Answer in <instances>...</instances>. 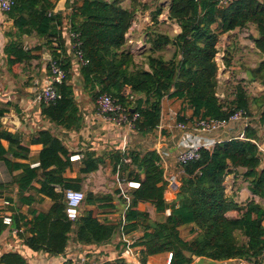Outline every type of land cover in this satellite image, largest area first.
Masks as SVG:
<instances>
[{"label":"trees","instance_id":"trees-1","mask_svg":"<svg viewBox=\"0 0 264 264\" xmlns=\"http://www.w3.org/2000/svg\"><path fill=\"white\" fill-rule=\"evenodd\" d=\"M56 1L17 0L7 12L14 21V29L6 32L9 39L5 53L13 71H17L23 62L39 57L37 52L44 47L50 49L53 58L69 70L71 60L67 56L64 39L67 22L71 29L80 33L81 48L89 60L80 68L82 83L93 99L97 101L101 94L108 93L128 105L131 94L140 95L135 104V111L140 115L136 121L137 132L149 134L159 128L162 102L166 96L181 99L192 108L190 118L179 115L178 120L190 121L198 117L223 119L237 108H244L251 116L258 111L259 121L264 125V93L251 96L245 85L239 82L235 86L234 99L223 101L218 96L219 65L216 60L220 34L251 23L259 32L253 38L255 46L264 55V0H232L227 5H220V0H171L169 18L180 25L181 31L175 36L153 31L148 41L152 52L173 45L175 53L170 59L149 54V69L136 63L134 54L125 48L126 33L136 7L125 8L121 0H68L66 12H54ZM132 1L137 4L139 0ZM162 12V6L153 12L155 23L159 22ZM25 35H36L40 44L26 49ZM223 59L226 65H230L227 53ZM247 71L253 79L264 84V59L258 66L248 67ZM70 80L68 73L66 80L55 85L61 97L54 102H42L41 112L60 125L78 129L82 125V116L75 86ZM5 112V108H0V160L12 172L23 168V173L14 177L22 193L21 198H25L24 190L35 189L53 200L47 213L26 221L27 227L33 231V236L28 238L30 246L60 254L66 249L74 224L77 225V241L82 244L110 241L116 225L101 221L93 206L98 202L108 204L112 196L89 191L85 197L87 208L76 221L69 219L64 192L69 188L82 190L81 182L84 180L83 176L75 179L63 176L71 165L70 151L50 130H41L39 136L32 139L43 144L39 154L40 167L30 168L25 163L14 161L13 158H28L29 146L23 144L19 133L3 128L1 117ZM259 138L257 129L249 125L245 128V138L222 140L211 150L202 148L198 159L182 166L181 184L172 202L165 197L170 182L165 177V168L156 149H134L112 155L115 170L120 165L121 173L128 171V179L140 182V186L131 191V205L126 210L125 221L120 224L125 232L140 226L144 228L143 236L134 243L142 246V264H147L148 256L165 252L172 253L169 264H191L194 256L213 260L246 259L261 264L264 206L251 201L240 218H229L226 215L229 210H242L243 207L227 195L225 187L230 167H245L244 177L250 182L251 191L264 197V154L254 141H259ZM3 139L9 141V149L2 144ZM128 157L131 163L125 162ZM83 161L81 171L87 175L99 168L104 157H95L93 152H88ZM40 169L43 171L39 172ZM35 180L42 183L40 188L33 185ZM55 183L61 184L65 191H56ZM139 202H151L158 212L167 209L171 212L164 221H154L148 212L137 209ZM13 222L19 225L16 216ZM184 225H193L194 236L190 240L181 236L180 229ZM4 226L0 218V233ZM239 233L246 236L247 241H241ZM0 264L30 263L22 254L8 252L2 254Z\"/></svg>","mask_w":264,"mask_h":264},{"label":"crops","instance_id":"crops-1","mask_svg":"<svg viewBox=\"0 0 264 264\" xmlns=\"http://www.w3.org/2000/svg\"><path fill=\"white\" fill-rule=\"evenodd\" d=\"M148 1L149 0H139L137 4H134L132 0H121V4L125 8L133 9L136 7L132 24L126 33L127 41L125 44V48H129L134 54L136 63L139 62L137 54L135 53V49H131L129 44L134 40H138L141 32H143L145 28L148 29L150 25L158 24L162 20L161 22L165 21L167 24H171L174 31V34H170L151 27L150 30L147 31L148 33L142 37V40L146 43H150L148 41L150 31H157L171 36H175L181 31V27L177 22L168 19L169 8L165 19H162L160 17L162 14H160L158 17L160 21L155 23L152 20V14L156 9H151ZM60 2L61 0H57L55 7L59 5ZM67 2L68 0H66L64 12L68 9ZM158 6H160V4ZM55 7L53 9L54 12H56ZM142 7L146 10L144 13L141 11ZM139 13H143L144 18L141 19L138 15ZM13 25V19L8 16L7 12L2 11L0 8V108L6 109V112L1 117V122L4 129L12 133H19L23 144L29 146L28 158H13V160L25 163L29 165L30 168H39V154L43 149V144L33 142L32 139L38 137L41 130H50L63 141L70 151L71 165L63 172V176L73 179L83 176L84 180L81 182V189L85 190L86 194L92 191L93 193L112 196V200L107 202L108 204H104L106 202H98L95 206L112 205V207L99 206V218L103 222L105 221L116 225V230L110 241L102 244L86 245L77 241V225L74 224L64 252L60 254H51L43 249H34L30 246L28 241V238L33 236V231H31L25 223L40 214L47 213L53 205V200L51 196L35 189L24 190L23 196L25 198H21L20 194L22 193L14 177L15 175L23 173V168L12 172L7 164L3 160H0V218H2V220L6 216L12 218L10 224L5 223L3 220L5 226L4 230L0 233V258L4 253L18 252L22 254L30 264H61L65 259L71 260L76 264H83L82 257L87 259L86 264H93L94 262L98 264H116L119 261H123L127 264H142L140 258L142 246L135 245L134 243L143 236L144 228L140 226L131 232L122 230L123 226L120 222L123 223L125 221L126 210L131 205L132 189L125 192L126 181L130 180L127 178L128 171H123V173H121L120 165H118L117 170H115L112 155L120 151L128 153L134 149L141 151L156 149L158 145H164L169 148L170 156L168 157L167 164L164 166L165 177L168 181H171L173 177L176 178V184L173 186L171 184L168 185L165 191V197L168 202H172L176 198L177 191L181 184L180 178L182 174V169H180L179 164H177V151L175 145L181 133L179 130L173 128L174 121L179 116V113L180 115H184L185 118H190L193 113L192 108L184 104L181 99L169 98L166 96L162 102L163 124L160 128L161 132L158 128L154 131L156 133L142 134L135 130V132H131V130L125 127L120 128L116 126L105 117L99 115L97 101H94L92 95L84 89L80 65L77 59L74 58L71 41L64 29V39L68 51L67 56L71 60L68 73L71 75L70 82L75 86L82 116V125L78 129L67 128L64 125H60L44 116L41 112L42 102L36 101L37 93L45 86L50 76V69L48 66L49 59L46 58L45 54L46 47L40 52H37L38 54L40 53L39 57L20 64L17 71L10 69L7 63L5 46L9 38L6 36V32L14 29ZM250 25L252 27V34L248 38L242 35L241 27L220 34L218 43L219 52L223 57L226 53L232 54L229 57L231 60L230 65H226L223 62L221 66H224L223 64L226 66L223 67L218 74V95L221 98H224L225 95L229 93L230 89L232 91L234 89V84L243 76L249 77L250 80H252L251 83L248 81L250 84L248 91H251L252 85L255 86L254 95L250 94L251 96H260L264 93V84L258 79H253L247 71L248 67L254 68L258 66L261 60L264 59V55L256 48L253 40L254 37L259 35L257 27L253 23ZM24 43L26 49H33L36 45L40 44V39L36 35H25ZM220 44L222 47L219 46ZM247 46H249V48ZM169 47H171V45L166 46V48ZM253 52L256 54V57L252 56ZM162 54L163 51L158 50L153 55L164 57ZM164 58L170 59L171 56ZM143 66L149 69L147 59ZM232 97L233 95L231 98ZM252 126L257 129L260 136L259 141L264 146V125L261 123H253ZM163 128H169L170 134H166ZM242 129L243 126L231 123L226 131L218 132L211 136L225 140L229 139V137L238 135ZM153 139H155L156 142H154L155 140ZM2 144L6 149H9L10 143L8 140L3 139ZM88 152H93L95 157L103 156L104 162L100 164L96 171H92L86 175L81 170L84 167L83 159ZM78 154L80 155L79 158H72L74 155ZM125 162L130 163L126 160ZM131 166L135 168L134 165ZM245 169L244 167H230L226 176L225 187L227 195L243 207L242 210H229L226 213L229 218H240L245 212L247 204L254 201L251 200L253 199L251 186L244 177V173L246 172ZM42 171V169L39 170V172ZM103 173H108L110 176L116 177L115 184L118 192L117 195L110 190L102 189L105 188L103 184L107 181ZM33 185L40 188L42 183L40 180H35ZM227 185H229L228 190ZM54 187L58 192L65 191L59 183H55ZM64 200L66 201L65 197ZM254 202L264 206V197L260 196L259 200ZM83 206L84 209L87 208L85 201ZM137 209L148 212L150 218L154 221H164L169 215L168 209L165 212H158L156 206L151 202H139ZM112 214L116 217L112 218ZM15 216L19 219V225H15L13 222ZM192 229L193 225L182 226L180 229L181 236L185 240L192 239L194 236ZM238 236L241 241H247L248 239L241 233H239ZM169 257L170 252L151 255L147 258V264H169L171 261ZM242 260L244 259L213 260L207 257L196 256L191 264H239Z\"/></svg>","mask_w":264,"mask_h":264},{"label":"built area","instance_id":"built-area-1","mask_svg":"<svg viewBox=\"0 0 264 264\" xmlns=\"http://www.w3.org/2000/svg\"><path fill=\"white\" fill-rule=\"evenodd\" d=\"M232 0H220V5H227ZM17 0H0V8L4 12H8L12 9V7L16 4ZM74 2V0H71ZM53 13L50 12V14ZM241 33L244 37L248 38L252 34V27L250 24L241 27ZM65 30L69 37V40L72 44V50L74 58L77 59V62L80 65H85L88 63V59L84 57V52L81 48L82 40L80 38V33L71 29L70 25L66 22ZM58 59L51 58L49 59V69H50V76L48 78L47 83L45 86L37 93L36 101L38 102H45L50 103L54 102L61 97V94L58 92L56 88L57 83H62L68 77V70L61 66V64L57 61ZM216 60L219 65V71L222 70L224 66H221L224 62L223 55L219 52L217 54ZM225 63V62H224ZM219 74V73H218ZM251 83L250 78L248 77H241L237 80V83L234 84L233 89V97H235V86L242 82L245 87H249V82ZM249 94L254 95V92L248 91ZM219 96V95H218ZM220 97V96H219ZM139 95L131 94L129 96L130 104L124 105L120 103L117 99H115L111 94L104 93L101 94L97 99V106L99 115L105 117L110 122L115 124L120 128H127L129 130H135L136 128V121L139 118V112L132 111L135 109V104ZM227 108V107H224ZM259 116V115H258ZM260 117V116H259ZM253 117L247 113L244 108H237L228 118L217 119L211 117H198L194 120L190 121H182L175 119L174 121V129L180 131V135L176 140V150H177V162L182 169V166L187 164L188 162L198 159L200 157V152L202 148L212 149L217 142L222 141V139H217L211 135H214L218 132L226 131L227 128L231 123L239 124L243 126L242 131L235 136L232 137H239L245 138V128L249 125H253ZM163 124V113L161 124L159 128L162 127ZM229 137V138H232ZM256 144L259 146L260 150L264 154V146L260 141H256ZM157 152L161 156L162 165L165 166L168 161V157L170 156L169 148L165 147L164 145H158L156 148ZM80 155H74L72 158H79ZM127 162L131 163V158L126 160ZM165 168V167H164ZM245 168V167H244ZM247 170V169H245ZM183 172V169H182ZM176 178H172L171 181L169 180L170 184L173 186L176 184ZM249 182V181H248ZM250 184V182L248 183ZM140 186V182L136 180H127L126 181V190L128 192L129 189H134ZM227 185V190H228ZM85 192L84 190H78L74 188H69L65 191V199H66V212L67 216L71 220H77L81 216V208L85 201ZM253 199L251 200H259L260 196L252 192ZM8 203V202H7ZM170 214V209H168ZM4 222L10 224L12 222V218L10 216L4 217ZM172 253H170L169 259L171 260ZM87 259L82 257V263L86 264ZM61 264H76L71 260L65 259ZM98 264V263H93ZM239 264H254L249 260H242ZM264 264V253L262 255V262Z\"/></svg>","mask_w":264,"mask_h":264},{"label":"rangeland","instance_id":"rangeland-1","mask_svg":"<svg viewBox=\"0 0 264 264\" xmlns=\"http://www.w3.org/2000/svg\"><path fill=\"white\" fill-rule=\"evenodd\" d=\"M149 2V5H150V7H151V9H156L157 8V6L160 4V6H162L163 7V12H162V15H160V17L162 18V19H165V17H166V14H167V11H168V8H169V6H170V3H171V0H149L148 1ZM151 9H149V10H151ZM141 11L144 13L146 10H144L143 9V7L141 8ZM139 12V11H138ZM143 13H139L138 15L140 16V18L142 19V18H144V16H143ZM169 17V16H168ZM168 19H170V18H168ZM160 21V20H159ZM162 21V20H161ZM159 22L158 24H152V25H150L149 26V28L147 29V28H145L144 30H143V32H141V35H140V37H139V39L138 40H134L133 42H131L129 45L131 46V49H135V53L137 54V59H138V64L139 65H143L144 63H145V61H146V59H147V56L149 55V54H155L156 52H152V49H151V44L150 43H146V42H144L143 40H142V37L145 35V34H147L148 32L147 31H149L150 30V28L151 27H153L154 29H156V30H158V31H162V32H167V33H170V34H174V31H173V27H172V25L171 24H167L165 21H163V22ZM150 34L152 33V31H150L149 32ZM171 36V35H170ZM172 36H174V35H172ZM41 42V41H40ZM220 47H222L221 46V44L219 45ZM248 48H249V46H247ZM127 49H129V48H127ZM139 49V50H138ZM175 49H176V47L175 46H173V45H171V47H169V48H166L165 47V49H162V50H160V51H163V56L164 57H169V56H171V58L173 57V54L175 53ZM250 50V49H249ZM48 51H49V49H48ZM232 54L231 53H228L227 54V58L229 59V57L231 56ZM252 56L253 57H256V54L253 52L252 53ZM143 63V64H142ZM252 81V80H251ZM221 89V88H220ZM254 89H255V86L254 85H252V88H251V92H254ZM232 94H233V90L231 91V89H230V91H229V93L227 94V95H225V97L224 98H221L223 101H226V100H228V99H230L231 100V96H232ZM229 95V96H228ZM92 99V98H91ZM93 100V99H92ZM95 101V100H94ZM252 114V117H253V122L252 123H256V124H260V121L258 120L259 119V116H258V111H255V112H253V113H251ZM179 115H180V113H179ZM178 118V117H177ZM238 126H240V123L238 124ZM160 129V128H159ZM164 129V128H163ZM169 128H165L164 130L166 131V134H170V132H169V130H168ZM136 131V130H135ZM134 130H131V132H135ZM160 132H161V129H160ZM154 133H156V132H154ZM262 139V138H261ZM153 140H155V139H153ZM262 141H263V139H262ZM154 142H156V140L154 141ZM173 145V144H172ZM177 151V150H176ZM127 159H129V158H126L125 160H127ZM178 164V163H177ZM177 170V169H176ZM175 170V171H176ZM104 174V176L106 177V179H107V181L106 182H104V186H105V188H102L103 190L105 189V190H110V191H112L115 195H117L118 194V192H117V189H116V184H115V181H116V177L115 176H110L108 173H103ZM84 192H85V194H86V191L84 190ZM83 209H84V206L82 207V210H81V212L83 211ZM94 210H96V212H97V214L98 215H100V209L97 207V206H95L94 207ZM100 217V216H99ZM109 217V216H108ZM111 217L112 218H115L116 216L114 215V214H112L111 215ZM166 261H167V258H166Z\"/></svg>","mask_w":264,"mask_h":264},{"label":"water","instance_id":"water-1","mask_svg":"<svg viewBox=\"0 0 264 264\" xmlns=\"http://www.w3.org/2000/svg\"><path fill=\"white\" fill-rule=\"evenodd\" d=\"M65 4H66V0H61V2L59 3V5H56V7H55V11H56V12H64L65 7H66ZM45 54H46V58H47V59H51L52 54H51L50 51H48L47 48L45 49ZM132 111L134 112L135 109L133 108ZM263 166H264V165H263ZM194 257H196V256H194ZM116 264H127V263H125V262H123V261H119V262H117ZM129 264H130V263H129Z\"/></svg>","mask_w":264,"mask_h":264}]
</instances>
